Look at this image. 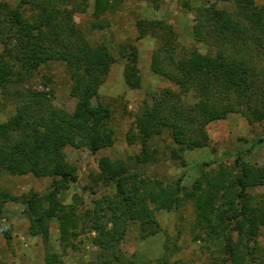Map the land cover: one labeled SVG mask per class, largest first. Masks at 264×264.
Returning <instances> with one entry per match:
<instances>
[{
	"label": "trees",
	"instance_id": "1",
	"mask_svg": "<svg viewBox=\"0 0 264 264\" xmlns=\"http://www.w3.org/2000/svg\"><path fill=\"white\" fill-rule=\"evenodd\" d=\"M78 1L21 0L16 7L0 3V94H6L11 85L28 81L48 63L61 62L72 80L71 96L76 99L74 110L68 112L54 106L46 92H16L21 106L15 116L0 124V168L15 176L31 174L52 179L50 189L25 197L23 214L29 220L30 235L47 243L50 224L57 220L64 254L67 249H76L77 236L90 235L99 254L88 264H135L120 249L129 225L138 223L142 238L156 235L160 225L155 212L172 211L182 204V178L166 182L147 176L140 168L105 157L98 162L96 182L113 192L82 189L85 194L100 193L92 208L83 212L78 210L83 203L77 195L70 205L60 202L62 191L77 181L76 168L66 158L67 144L76 140L96 154L114 143L108 128L111 111L95 99L116 60L106 43L89 45L73 22ZM144 1L159 8V0ZM204 1L206 6L198 9L193 35L195 41L214 46L215 55L205 56L194 49L177 58L170 48L164 47L166 66L157 54L151 58L155 74L177 85L182 95L194 93L196 102L193 106L174 104L172 99L180 101L179 95L163 90L151 106L137 115L135 130L128 134L129 142L139 140L146 145L169 131L173 144L195 149L205 147L209 141L206 126L229 114L239 113L251 125L264 121V88L260 87V72L254 61L255 53L264 49V6H257L255 0ZM123 2L94 0L95 29H103L102 17L120 8ZM222 3L232 4L233 9L220 7ZM24 6L34 9L32 20L22 13ZM136 24L140 38L162 27L159 21L138 20ZM131 57L124 78L130 87L137 88L140 78L135 51ZM262 144L264 136L253 147ZM226 156L233 157L236 175L230 178L223 171L210 178L202 172L192 194L187 196L194 202L196 228L206 233L205 239H199L221 248L219 255L212 253L211 264H243L248 260L263 264L257 259L256 237L264 227V203L256 201L249 191L258 185L264 168L244 161L242 151L225 152L218 160L198 166H212ZM150 158L149 152L143 150V156L134 160L139 164ZM216 188L222 192L218 207L214 200ZM7 201V194H0V217ZM0 228L9 239L5 228ZM205 248L210 249L206 244ZM46 264H63V260L56 257Z\"/></svg>",
	"mask_w": 264,
	"mask_h": 264
},
{
	"label": "rangeland",
	"instance_id": "2",
	"mask_svg": "<svg viewBox=\"0 0 264 264\" xmlns=\"http://www.w3.org/2000/svg\"><path fill=\"white\" fill-rule=\"evenodd\" d=\"M21 0H0L11 7H16ZM256 5L264 6V0H255ZM94 0H79L74 7L73 22L92 47L106 43L115 63L111 66L104 84L100 87L98 98L111 111L108 128L113 133L114 143L111 147L92 154L76 140L70 141L65 154L67 161L76 168L77 181L68 190L62 191L60 202L63 205L73 203L74 196H79L82 203L79 211L92 208L94 201L100 196L82 193L84 188L98 192L112 193L113 189H103L97 185L98 162L101 158L122 161L131 168H140L144 174L166 182H175L182 178L183 191L180 193L182 204L172 211H156L160 231L147 238H142L138 223L130 224L120 249L135 264H211L214 254L219 255L221 248L209 242H203L206 233L196 228L194 202L187 198L193 192L195 182L201 178L202 172L210 178L223 171L231 177L236 175L233 157H223L212 166L199 167L203 162L218 160L223 153L243 152L244 161L264 168V144L254 143L264 136V121L249 124L239 113L229 114L225 119L214 121L206 126L209 141L205 147L186 149L173 144L169 131L152 138L146 145L139 140L128 141V134L135 130L137 115L144 107L152 105L153 99L160 96L163 90H169L180 101L172 99L174 104L193 106L195 94H180L179 87L151 70V58L157 54L167 65L166 54L162 48L168 47L177 58L187 56L196 49L205 56H214L216 49L205 42L195 41L193 28L196 24L198 9L206 6L204 0H159V8L151 1L124 0L120 8L106 13L101 21L105 24L101 30L95 29L92 15ZM220 7L226 6L223 3ZM71 7V6H70ZM232 8V4H227ZM233 9V8H232ZM21 11L32 20L35 11L31 6H24ZM138 20L159 21L162 27L155 29L144 38L139 37ZM162 49V50H161ZM136 52V68L140 78L137 88L130 87L124 78L126 68L131 65V54ZM3 46L0 43V55ZM257 70L260 72V87L264 88V49L254 55ZM72 80L65 65L61 62L48 63L28 81L8 87L6 94H0V124L6 122L17 113L16 92L26 93L33 89L48 93L52 104L68 112L76 106V99L71 96ZM171 104V103H170ZM44 128V127H42ZM252 148V149H251ZM143 150L149 152L151 158L137 164L136 156H143ZM177 152L178 155L174 154ZM52 186L49 177L37 178L31 174L15 176L0 168V194H7L8 201L3 206L0 225L10 235L7 239L0 228V264H46L49 260L61 257L63 264H88L95 261L99 250L91 243L90 235L76 237V249H67L63 253L60 241L59 223L53 220L50 224V235L47 243L41 237L29 234V220L24 216L25 197L42 194ZM206 186L204 185V188ZM215 205L221 204L222 192L215 189ZM249 193L256 201L264 203V170L258 176V185ZM18 198V201L10 199ZM227 224L230 222L226 221ZM231 225V224H230ZM237 238L236 232L233 233ZM256 254L260 263L264 264V227L256 237ZM206 246L210 249L205 248ZM243 264H257L246 261Z\"/></svg>",
	"mask_w": 264,
	"mask_h": 264
}]
</instances>
